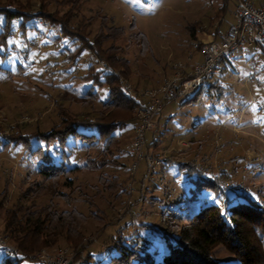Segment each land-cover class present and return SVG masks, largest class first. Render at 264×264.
Segmentation results:
<instances>
[{
  "label": "rangeland",
  "instance_id": "374dc122",
  "mask_svg": "<svg viewBox=\"0 0 264 264\" xmlns=\"http://www.w3.org/2000/svg\"><path fill=\"white\" fill-rule=\"evenodd\" d=\"M7 5L8 9L22 10L27 15L37 13L39 8L38 0H17ZM235 5L236 0H54L46 5L44 13L58 21L69 20V33L90 40L98 37L101 30L108 34L112 28L122 29L123 37L103 43V48L113 46L116 56L126 61L130 75L119 73L133 85V94L144 103L139 92L159 87L173 74L174 64L188 68L202 62L200 42L225 33L234 23ZM21 20V16L12 20L10 35L5 45H0V138L5 141L6 134L16 131L31 134L37 129L48 133L58 122L57 103L73 114L89 116H95L101 108L99 98L91 101L90 108L82 106L84 99H88L83 97L88 85L71 79L83 73L84 64L76 61L70 67L66 61L75 48L83 50L81 55L89 48L64 37L60 28L45 19L33 16L25 22L24 29L19 27ZM3 23L0 14V32ZM135 34L141 35L143 46L134 42ZM221 67L222 73L213 78L212 89L204 88L189 103L178 98L164 104L155 128L146 133L145 151L166 159L154 179L146 175L141 162L133 192L130 196L126 192L123 203L108 193L95 198L103 213L92 210L102 219L86 220L81 226L85 237L79 246L68 248L62 244L48 251L80 248L85 264L87 260L88 264H109L119 254V245L129 242L141 252L162 259L168 252L162 234L169 222L178 230L187 221L181 220L175 210L186 202L193 188L192 180L198 174L180 169L181 163L194 162L205 179L215 177L229 196L235 192L264 203V58L258 47L244 46L224 59ZM94 92L101 95L106 89L95 88ZM121 133L124 142H132V126ZM153 142L155 147L148 148ZM178 142L187 143L188 148L180 149ZM124 148L131 151L129 145ZM119 160L123 166H109L102 173L109 179L117 177L125 186L133 160L125 155ZM33 165V160L23 158L22 152L12 145L7 150L0 145V190L10 178V193L0 208L2 237L6 209L18 203L27 189L34 191L36 185L45 183L32 173ZM98 175L76 171L70 176V189L63 187L67 182L62 178L59 191L68 195L79 187L92 196ZM160 178H164L165 186L159 185ZM205 196L203 192L198 199ZM50 201V197H44L34 204L42 207ZM54 202L61 210L76 208L89 214L88 206L76 194L70 204L62 199ZM21 203L31 206L23 198ZM125 206L129 210L125 211ZM89 237L94 241L88 242ZM212 257L218 264H236L234 256L222 246L212 251ZM21 264L40 263L24 260Z\"/></svg>",
  "mask_w": 264,
  "mask_h": 264
},
{
  "label": "trees",
  "instance_id": "16d2710c",
  "mask_svg": "<svg viewBox=\"0 0 264 264\" xmlns=\"http://www.w3.org/2000/svg\"><path fill=\"white\" fill-rule=\"evenodd\" d=\"M6 1H0V14L4 17L0 45H5L13 19L17 16L23 17L19 27L24 29L25 22L36 16L60 28L64 37L78 40L82 48H89L100 61L113 70L124 76L130 75L126 61L116 56V49L113 46L103 48V43L123 37L122 29L112 28L108 34L101 30L98 37L90 40L69 33L68 19L58 21L44 13L46 5L54 0H38V12L29 15L22 10L8 9V2L17 0ZM214 36L218 37L217 34ZM132 39L135 43L144 45L141 35L135 34ZM82 51L75 48L68 53L66 61L70 67ZM82 72L79 77L71 80H79L88 85L83 97L90 98V101L84 99L82 106L90 108L91 101L99 98L97 103L101 108L98 114H73L57 103L55 111L58 122L48 133H41L37 129L31 134L16 131L6 134V141L0 138L3 149L7 150L10 144L13 149L22 152L23 158L33 160L36 165L31 167L32 173L45 181L43 185H36L34 191L27 189L20 195V199H25L31 206L22 205L19 199L18 203L6 209L1 234L7 239L8 245L16 248L19 254L7 255L0 251V264H21L24 260L44 264L36 258L40 250L59 248L62 244L68 248L79 246L85 237L81 226L86 220L102 219L92 210L94 208L98 213L102 212L97 208L95 198L108 193L116 201L122 202L126 194L125 186L117 177L106 178L102 171L109 166L122 165L119 160L122 155L131 158V151L124 148L125 145L131 146V140L124 142L121 131L129 126L134 131L137 124L136 112L144 103L135 94L127 91L118 78L99 71L95 65H84ZM95 88H105L106 92H102L101 96V92H94ZM208 88L212 89L213 85ZM199 93L185 102L196 100ZM155 145L153 142L152 146ZM179 168L198 174L192 180L193 188L190 189L186 202L180 203L175 210L181 220L184 218L187 221L178 230H174L173 223L169 222L162 234L168 252L158 260L154 254L141 252L137 246L125 242L119 245V254L112 257L109 264H218L212 257V251L217 246L224 247L233 255L236 264H264V203H258L234 191L233 196H229L215 177L205 179L194 162L181 163ZM76 171L99 174L97 185L92 187L94 195L88 196L79 187L70 190L68 195L59 191L62 178L67 182L63 187L70 189V176ZM203 192L206 196L200 201L198 197ZM9 193L10 178H7L0 190V208ZM74 194L88 206V215L76 208L61 210L58 203L54 202L55 199H62L70 204ZM212 196H219V201H213ZM44 197H50L51 201L45 206L36 207L35 201Z\"/></svg>",
  "mask_w": 264,
  "mask_h": 264
},
{
  "label": "built area",
  "instance_id": "2783aa9c",
  "mask_svg": "<svg viewBox=\"0 0 264 264\" xmlns=\"http://www.w3.org/2000/svg\"><path fill=\"white\" fill-rule=\"evenodd\" d=\"M232 17L234 23L227 27L223 35L200 42L199 50L203 60L200 64L195 65L191 72H187L185 65L176 63L172 66L173 74L164 79L159 87L147 88L139 92L145 103L137 111V124L131 142L133 161L128 167L129 176L125 183V191L129 195L133 192L134 178L141 162H144L146 175L151 180L165 166L166 159L163 156L149 154L145 151L146 133L155 128L156 117L162 111L164 104L178 98L192 99L198 92L213 83L214 76L222 73L221 63L223 60L231 57L234 52L244 46L258 47L264 58V0H236ZM84 51L86 54L79 55L77 62L82 61L84 65H95L99 71L118 78L127 91L134 92L133 85L123 79L118 71L100 61L90 49ZM177 146L180 149L188 148V144L185 142H178ZM158 183L160 186H165L164 178L158 179ZM126 206L125 211L128 210ZM135 234L138 232L136 231ZM87 241L92 242L94 238L89 237ZM48 250L42 249L36 255V258L44 264H85V256L81 254L80 248ZM0 251L7 255L19 254V251L8 245L7 239L2 236H0Z\"/></svg>",
  "mask_w": 264,
  "mask_h": 264
},
{
  "label": "crops",
  "instance_id": "0c3cea01",
  "mask_svg": "<svg viewBox=\"0 0 264 264\" xmlns=\"http://www.w3.org/2000/svg\"><path fill=\"white\" fill-rule=\"evenodd\" d=\"M197 64H200V63H197ZM197 64H195V65H197ZM195 65H194V66H195ZM194 66L188 67V68L186 69L187 72H191ZM144 103H145V102H144ZM153 147H154V146H152V144H151L150 146H148V148H150V149H152ZM144 169H145V166H144Z\"/></svg>",
  "mask_w": 264,
  "mask_h": 264
},
{
  "label": "snow or ice",
  "instance_id": "6c2138e0",
  "mask_svg": "<svg viewBox=\"0 0 264 264\" xmlns=\"http://www.w3.org/2000/svg\"><path fill=\"white\" fill-rule=\"evenodd\" d=\"M211 195V193H209ZM213 201L218 202L219 201V196H212Z\"/></svg>",
  "mask_w": 264,
  "mask_h": 264
}]
</instances>
